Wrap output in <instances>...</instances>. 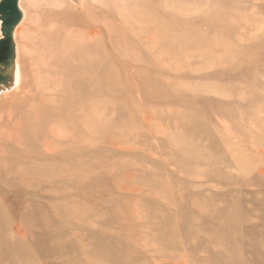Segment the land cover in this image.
Masks as SVG:
<instances>
[{"label":"rangeland","instance_id":"rangeland-1","mask_svg":"<svg viewBox=\"0 0 264 264\" xmlns=\"http://www.w3.org/2000/svg\"><path fill=\"white\" fill-rule=\"evenodd\" d=\"M18 7L0 264H264V0Z\"/></svg>","mask_w":264,"mask_h":264},{"label":"water","instance_id":"water-1","mask_svg":"<svg viewBox=\"0 0 264 264\" xmlns=\"http://www.w3.org/2000/svg\"><path fill=\"white\" fill-rule=\"evenodd\" d=\"M18 0H0V63H3L11 55L12 47L8 39V32L18 21L20 11L18 9Z\"/></svg>","mask_w":264,"mask_h":264},{"label":"bare ground","instance_id":"bare-ground-1","mask_svg":"<svg viewBox=\"0 0 264 264\" xmlns=\"http://www.w3.org/2000/svg\"><path fill=\"white\" fill-rule=\"evenodd\" d=\"M16 23L11 27L7 36L11 43L12 53L8 59H6L3 63H0V75H3V78L5 79V82L1 83L3 85H0V91H7L11 88L17 89L19 82L18 65L17 60L15 58L16 43L13 42V38L15 39Z\"/></svg>","mask_w":264,"mask_h":264}]
</instances>
